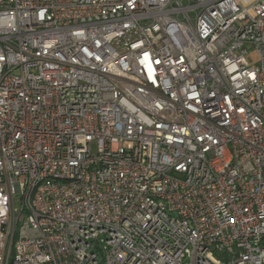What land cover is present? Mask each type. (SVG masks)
Returning <instances> with one entry per match:
<instances>
[{"label": "built area", "instance_id": "obj_1", "mask_svg": "<svg viewBox=\"0 0 264 264\" xmlns=\"http://www.w3.org/2000/svg\"><path fill=\"white\" fill-rule=\"evenodd\" d=\"M0 264H264V0H0Z\"/></svg>", "mask_w": 264, "mask_h": 264}, {"label": "rangeland", "instance_id": "obj_2", "mask_svg": "<svg viewBox=\"0 0 264 264\" xmlns=\"http://www.w3.org/2000/svg\"><path fill=\"white\" fill-rule=\"evenodd\" d=\"M248 51H249V57H250L251 62L253 64H258L259 63V60H258V58L256 56L254 47L253 46H249L248 47ZM92 152H93V154L96 153V146L95 145L92 147ZM15 206H16V208L18 210H21L22 209L21 202H20V196L19 195L15 196Z\"/></svg>", "mask_w": 264, "mask_h": 264}]
</instances>
